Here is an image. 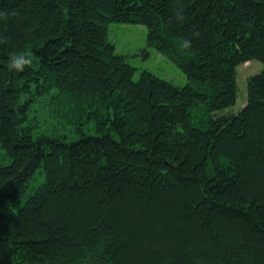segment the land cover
I'll return each mask as SVG.
<instances>
[{
	"label": "trees",
	"instance_id": "16d2710c",
	"mask_svg": "<svg viewBox=\"0 0 264 264\" xmlns=\"http://www.w3.org/2000/svg\"><path fill=\"white\" fill-rule=\"evenodd\" d=\"M111 23L188 83L135 80ZM0 264H264V0H0Z\"/></svg>",
	"mask_w": 264,
	"mask_h": 264
},
{
	"label": "rangeland",
	"instance_id": "374dc122",
	"mask_svg": "<svg viewBox=\"0 0 264 264\" xmlns=\"http://www.w3.org/2000/svg\"><path fill=\"white\" fill-rule=\"evenodd\" d=\"M147 33L148 30L143 25L120 23L109 25V40L116 46L117 53L123 55L127 63L135 68V80L140 79L141 74L148 71L160 79L172 82L175 86H185L188 79L183 71L166 55L148 46ZM262 68L263 65L256 61L239 66L240 95L235 111L246 104L248 78L260 72ZM55 113L50 106L37 104L31 115L35 117L34 120H39L40 133L53 137L59 134L66 136L68 142L75 141L76 136L70 131V124Z\"/></svg>",
	"mask_w": 264,
	"mask_h": 264
},
{
	"label": "clouds",
	"instance_id": "9594fccd",
	"mask_svg": "<svg viewBox=\"0 0 264 264\" xmlns=\"http://www.w3.org/2000/svg\"><path fill=\"white\" fill-rule=\"evenodd\" d=\"M191 42L188 40L184 41V47L189 48ZM33 66V59L30 53L21 52L14 53L10 56L9 68L10 70H15L16 72H23L26 67Z\"/></svg>",
	"mask_w": 264,
	"mask_h": 264
}]
</instances>
